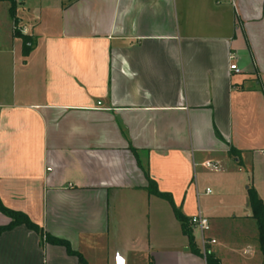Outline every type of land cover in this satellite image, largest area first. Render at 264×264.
Listing matches in <instances>:
<instances>
[{
  "label": "crops",
  "instance_id": "obj_1",
  "mask_svg": "<svg viewBox=\"0 0 264 264\" xmlns=\"http://www.w3.org/2000/svg\"><path fill=\"white\" fill-rule=\"evenodd\" d=\"M38 2L31 29L16 8L36 38L27 56L0 37V202L43 237L0 233V264H78L46 235L87 264H206L149 181L208 219L222 264H249L238 243L248 227L257 238L248 189L264 204V0Z\"/></svg>",
  "mask_w": 264,
  "mask_h": 264
},
{
  "label": "trees",
  "instance_id": "obj_2",
  "mask_svg": "<svg viewBox=\"0 0 264 264\" xmlns=\"http://www.w3.org/2000/svg\"><path fill=\"white\" fill-rule=\"evenodd\" d=\"M0 1L6 2L8 4L7 11L11 18L12 25L14 27L13 34L15 37L21 40L22 55L25 57L29 54L32 48V40L28 35L22 34L21 31L17 27L18 18L16 16V8L18 5V2L17 0H0ZM233 152L234 151L230 149V153L232 155H234ZM147 191L150 194H155L165 199L169 203L175 218L180 223L182 234L184 235L187 241V244L189 246V250L191 253L195 255L203 256L206 264H222L220 259L214 253L209 251V249L206 246L207 242L205 243L204 252H201V250L195 245L194 237H193V229L191 225L189 224V218L186 217L181 212V210L175 206L170 194L158 192L155 189V186H153L151 181H149L148 183ZM247 202L251 210V219L254 221V224L256 227L257 243H258L259 251L264 257V204L261 198L257 195L256 191L253 188H250L247 191ZM0 212H2L4 215H6L10 219L7 225L0 227V233L11 230L12 228L18 225H24L26 228L36 232L40 236V238L43 237L41 228L35 223H33L24 213L11 210L3 206L1 202H0ZM44 238L47 242L51 244L60 245L64 247L68 255H73L77 258L78 264H87L85 259L82 257V255L79 252L71 249L67 241L54 238L48 235H46Z\"/></svg>",
  "mask_w": 264,
  "mask_h": 264
},
{
  "label": "rangeland",
  "instance_id": "obj_3",
  "mask_svg": "<svg viewBox=\"0 0 264 264\" xmlns=\"http://www.w3.org/2000/svg\"><path fill=\"white\" fill-rule=\"evenodd\" d=\"M39 0H22V4H19L17 6V15L21 19V23L24 26H27L28 29H31L33 22L31 21V17L35 15L37 11V8L39 7ZM8 4L6 2H0V37L3 40L10 41V34L11 31L14 32V27H12V22L11 19L8 16L7 13V6ZM18 27V24H17ZM35 32V31H34ZM22 34H24L21 31ZM31 33V30H30ZM13 34V33H12ZM14 35V34H13ZM26 35V34H24ZM31 40L32 44L35 42V37L28 35ZM242 167H240V171L237 173V175H241L240 177L243 179H247L249 173L246 172V170ZM250 172V171H248ZM217 174L209 173L206 181L207 183L203 184L202 190H205V187H209L210 192L207 194L208 196L206 197L207 199H213L214 197L216 198L218 196L219 190H218V184H217ZM240 212V211H239ZM164 233H168V230L164 227ZM172 233V232H170ZM246 241L244 242H239L238 247L240 249L239 253H243V257L248 259L249 264H259L260 260L264 259L263 255L259 251L258 243H257V238H253L250 236V227H248V233H247ZM194 235L196 238L197 243L200 245L201 240L199 238V232L197 229H194ZM209 236V235H208ZM213 240L211 237L208 241ZM210 247H217L218 242L214 240V242H209ZM202 248V244H201ZM200 248V249H201ZM242 248V250H241ZM203 251V249H202Z\"/></svg>",
  "mask_w": 264,
  "mask_h": 264
},
{
  "label": "built area",
  "instance_id": "obj_4",
  "mask_svg": "<svg viewBox=\"0 0 264 264\" xmlns=\"http://www.w3.org/2000/svg\"><path fill=\"white\" fill-rule=\"evenodd\" d=\"M232 59V57H230ZM229 68L235 72H238V68L234 63H231ZM213 168L217 169L215 165H212ZM206 192L209 193L210 190L206 189ZM189 224L191 225L192 229H197L198 232L201 234V244H202V249L204 252L205 248V243L206 242H214V240L208 241L204 237V233L209 230V223L208 219L204 217L202 214L197 213L189 218Z\"/></svg>",
  "mask_w": 264,
  "mask_h": 264
},
{
  "label": "water",
  "instance_id": "obj_5",
  "mask_svg": "<svg viewBox=\"0 0 264 264\" xmlns=\"http://www.w3.org/2000/svg\"><path fill=\"white\" fill-rule=\"evenodd\" d=\"M117 264H123L121 258H117Z\"/></svg>",
  "mask_w": 264,
  "mask_h": 264
}]
</instances>
